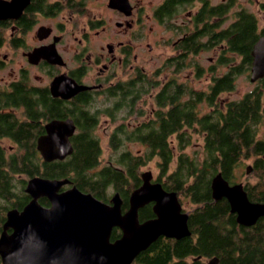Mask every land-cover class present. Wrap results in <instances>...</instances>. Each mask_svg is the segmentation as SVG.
<instances>
[{
    "label": "trees",
    "instance_id": "obj_1",
    "mask_svg": "<svg viewBox=\"0 0 264 264\" xmlns=\"http://www.w3.org/2000/svg\"><path fill=\"white\" fill-rule=\"evenodd\" d=\"M196 1L200 7L190 17V27H186V21L176 24L173 17L179 8L193 6ZM236 3L165 0L161 5L162 23L182 37L176 45L179 53L166 59L158 70L171 76L150 96L154 106L149 117L147 110L136 106L152 94L159 80L144 74L93 96L80 94L70 101L52 98L47 89L38 94L18 83L10 97L23 106L28 121L10 120L0 125V135L11 136L19 148V153L12 155L11 172L67 178L79 190L104 202L110 199V188L119 193L122 209L126 210L130 193L142 183L140 168L154 161L159 170L155 180L167 191H175L180 202L185 198L194 204L187 211L191 234L179 240L158 238L132 264H208L211 259L217 264H264V218L251 226L238 225L227 200H214L211 190L215 174L220 172L231 182L241 161L250 154L260 155L263 149V141L256 139L264 121L261 86L237 100L219 99L222 93L234 89L239 75L250 72L252 47L264 35L253 12L239 7L231 13ZM260 6L264 8V0ZM216 48L217 59L209 66L201 64L200 54ZM221 66L225 69L216 75V68L221 71ZM187 68L198 78L203 72L213 73L207 90L192 87L190 80L178 79L176 74ZM132 115L141 120L132 124L128 121ZM101 116L118 123L109 135L111 157L99 166L102 150L96 130ZM68 117L76 126L70 138L72 153L61 161L42 162L35 141L44 130L37 121ZM194 136L201 137L200 145L195 144ZM130 145L137 146V150L130 149ZM262 163L257 157L254 170L260 176L264 174ZM5 165L0 153V172ZM252 188L248 193L250 201L264 203V183ZM21 193L13 187L10 193L0 192V199ZM25 198L23 193L13 206L21 208ZM40 202L48 205L46 198ZM138 216L140 221L154 217L151 204L140 208ZM118 235L114 228L112 240Z\"/></svg>",
    "mask_w": 264,
    "mask_h": 264
},
{
    "label": "water",
    "instance_id": "obj_2",
    "mask_svg": "<svg viewBox=\"0 0 264 264\" xmlns=\"http://www.w3.org/2000/svg\"><path fill=\"white\" fill-rule=\"evenodd\" d=\"M8 5L0 2V19L7 17ZM251 56L249 80L254 82L264 77V35L254 43ZM49 87L54 97L63 99L87 88L64 74L54 77ZM44 129L36 148L45 162L61 161L72 153L70 138L76 130L72 119H52ZM250 170L247 166L246 172ZM152 179L151 171L141 173L142 183L130 193L123 210L118 192L104 202L75 185L60 191L71 183L67 178H30L25 189L30 201L20 211H8L3 223L1 264H132L160 236L177 240L189 236L188 212L182 211L176 192ZM211 190L214 200H227L239 225L251 226L264 216V204L248 200L242 185H230L220 172L212 177ZM40 196L48 199V206L37 201ZM149 203L154 217L140 221L139 209ZM114 228L121 234L112 241ZM216 262L211 259L208 264Z\"/></svg>",
    "mask_w": 264,
    "mask_h": 264
},
{
    "label": "flooded vegetation",
    "instance_id": "obj_3",
    "mask_svg": "<svg viewBox=\"0 0 264 264\" xmlns=\"http://www.w3.org/2000/svg\"><path fill=\"white\" fill-rule=\"evenodd\" d=\"M208 1L210 2L211 0ZM0 2L10 4L8 5L10 7L7 17L0 19V48L3 46L13 48V51H17L16 54L20 53L22 61L17 67V72L13 73L15 75L8 81L4 77H0V125H3L4 121L10 120H15L17 123L28 121L23 106L15 104L10 97L15 92L18 83L24 84L25 87L32 90H37L38 94H42L44 89H47L52 98L70 101L80 94H91L93 96L99 91L103 92L108 88L133 81L139 78L140 74L149 76V73L139 63L141 55L145 50L152 51L153 48L152 43L148 41V38L153 33V29L152 26H147L146 22L153 20L155 22L158 21L159 24H163L159 16V8L165 0L155 5L151 14L145 12L144 4L140 0H0ZM195 3H198L200 7L199 1ZM196 10L188 12L186 27H190V17ZM108 14L110 18H108ZM111 20H113V23H111ZM181 37L178 36L177 40L173 43L175 48ZM176 51L178 54L177 48ZM7 56L8 54L2 55L0 65L7 62ZM160 68H157L151 74L153 76L150 75L151 80H154V78L157 80L156 77L162 74L158 72ZM125 70L128 71L127 78H119L121 72ZM61 74L66 75L78 86H85L87 88L78 91L68 99L54 97L51 94L49 86L53 78ZM44 78L49 79V81L42 84ZM261 79L251 83L256 84ZM160 83L159 81L156 87ZM260 86V90L264 93L263 80L260 82ZM154 94L152 93L150 96L152 97ZM139 108L137 105L136 109ZM148 112L152 115V108ZM52 119L64 118L45 120L42 118L37 121L43 127L44 132L36 137L35 147L37 138L45 133V124ZM260 131L256 136L257 140L263 141V149L260 155L253 156L250 154L246 158L253 157L252 164L247 165L251 166V170H254L257 157L261 158L264 167V121L260 126ZM260 134L263 138H259ZM5 140L12 143L9 149H6L3 145ZM17 145V142L11 136L0 135V153L4 156L6 163L4 167H1L3 171L0 172V192L10 193L13 187L16 189L21 187L20 191L25 193L26 196L24 199L26 202L21 208L13 206V202L22 199L23 193L15 197L8 195L9 199L6 200L0 199V234L3 230V223L6 220L7 212L11 209L20 211L31 199V196L25 189L27 181L32 177L23 173L13 174L11 169H9L12 163V155L19 153ZM13 147H15V150ZM21 152L23 153L22 150ZM37 155L42 162H45L38 150ZM246 167L245 173L248 175L251 170L246 172ZM238 168H236V171ZM36 176L43 177L40 175ZM261 176L264 178V174ZM237 179L238 175L235 173L229 184H241L248 200H250L248 193L253 188L246 183L239 182ZM152 181L156 180L153 178ZM15 182L19 185L16 186ZM71 186V183L63 185L60 191L68 189ZM41 198L46 197H38L37 201L40 204ZM149 204H151L152 208V203ZM182 211H184L183 208ZM233 215L236 220V214ZM259 218H264V216ZM116 229L117 233H119L116 237L118 238L121 232L118 228ZM10 231L8 230L7 232L9 233ZM110 239L112 240V234Z\"/></svg>",
    "mask_w": 264,
    "mask_h": 264
},
{
    "label": "rangeland",
    "instance_id": "obj_4",
    "mask_svg": "<svg viewBox=\"0 0 264 264\" xmlns=\"http://www.w3.org/2000/svg\"><path fill=\"white\" fill-rule=\"evenodd\" d=\"M142 4H144L145 12L148 14H151L153 12V8L155 5L161 3L162 0H140ZM222 0H211L210 3H217ZM237 3L236 5L232 8L231 13L234 12L236 9L239 7H244L248 9L249 11L253 12L257 19H258V29L261 31H264V8L260 6V3H262V0H236ZM211 3V4H212ZM199 7L198 3H195L193 6H182L179 8L177 14L173 17V21L176 24H183V21H188L187 14L190 11H195ZM108 18H110V15L108 14ZM231 19L229 18L227 23H229ZM111 23H113V20H111ZM147 26H152L153 33L150 35V38H148L149 42L152 43L153 48L152 51H147L141 55V60H140V65L149 73V76L154 73V71L157 68L161 67V64L165 61L166 58L172 57L177 55L176 48L173 46V43L177 40L179 34L178 31L174 30L173 28H168L165 24H159L158 21L155 22L153 20L147 21L146 22ZM113 25V24H112ZM147 30V29H146ZM158 40H160L158 42ZM219 49L216 48L214 50L210 51H205L200 54V62L201 64L205 66H209L210 64L217 59V55L219 53ZM17 51H13V48H9L8 46H3L0 48V59L2 55L8 54L7 56V62L5 64L0 65V77H4L5 80H9L13 75V73L17 72V67L22 63L21 61V55L20 53L16 54ZM223 67V68H222ZM217 70H215V74L218 75L220 72H222L225 67L221 66V71L217 67ZM249 71L239 75L237 80H236V85L233 91L231 92H224L219 96V99L221 100H230V99H239L242 97L245 93H248L256 85L260 86V82H257L256 84H252L251 81L249 80ZM213 73L211 72H203L202 76L195 75V72L191 68L185 69L183 72L176 74L179 80H190V84L192 87L198 89V90H207L210 82H211V75ZM128 76V71L125 70L124 72H121V75H119V78L124 79L127 78ZM153 76V75H151ZM171 76V73H164L160 74L156 77L157 80H159L161 83L158 85L155 89H151V92L154 94L161 85H163V81L165 82L169 77ZM49 79L44 78V81L42 84L47 83ZM140 109L142 110H149L151 107H153L152 100L150 98V95L147 97H144L138 104H137ZM151 114L148 113V117ZM141 120V118H135L133 115L131 118L128 120L132 124H135L136 121ZM118 121L116 122H111L110 119L106 116H101L96 134L98 135L99 141H100V146L102 150L101 154V161L99 163V166L103 165L108 157H111V150L109 148V135L112 132V130L115 128L117 125ZM120 123V122H119ZM261 131H259L260 133ZM259 138H263V136L260 134ZM194 142L195 144L200 145L201 144V137H196L194 136ZM3 145L6 147V149H9L10 146H12V143L8 140H5L3 142ZM137 146L130 145V149L137 150ZM195 149L197 147H192V149ZM15 150V147H13ZM253 157H250L249 159H244L241 161V165L239 166L238 170L236 171V174L238 175V181L242 183H246L250 185V187H255L258 185L259 182H264V178L260 176L255 170H251L248 175L245 173V167L247 165L252 164ZM141 172L144 171H151L152 177L154 179L157 178L159 175V170L155 164L154 161H151L148 163L146 166H143L140 168ZM16 186L19 184L15 182ZM21 187L17 188V191ZM109 193V198L112 197L114 190L111 191L109 188L108 190ZM182 202V208L185 212L190 211L193 209L194 204L190 203L188 200L185 198H181Z\"/></svg>",
    "mask_w": 264,
    "mask_h": 264
}]
</instances>
